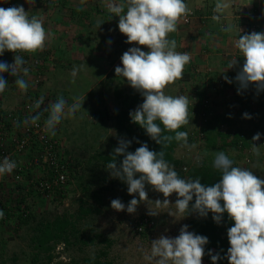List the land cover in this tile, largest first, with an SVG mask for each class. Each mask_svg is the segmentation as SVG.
<instances>
[{"label": "rangeland", "instance_id": "1", "mask_svg": "<svg viewBox=\"0 0 264 264\" xmlns=\"http://www.w3.org/2000/svg\"><path fill=\"white\" fill-rule=\"evenodd\" d=\"M112 3L126 5V0H0V7L8 8V4L23 6L29 17L36 16L42 21L48 33L42 51L16 53L23 57L26 62L24 67L29 69L27 76L21 73L28 84L26 91L18 88L10 72L2 74L8 81L6 101H11L9 104H14L15 108L0 106V110L11 111L29 101H34L36 105L43 100L38 113L46 121L49 115L46 109L59 97L66 101L65 113L68 106L74 103L80 105L73 116L65 115L55 128L61 158L68 165L67 180L61 190L50 194L39 192L34 184L41 175L39 172L28 171L19 181L8 174L0 175V210L3 211L0 217V264L81 263L98 255L113 264H154V261L145 258L151 255L153 240L162 235L175 238L185 225L189 232H193L190 225L193 220L215 222L211 212L206 217L195 211L179 214L174 205L177 199L175 193L167 198L171 203L169 206L157 208L154 201H163L165 197L147 184L145 190L149 201L141 202L135 213L129 214L126 207L134 197L128 194L126 183L110 176L107 164L101 159L113 155L121 139L130 141L129 147L137 141L135 135L124 137L118 134L113 115L125 111L121 110L124 107L118 105L110 92L107 103L104 95L108 92L101 86L102 81L108 85L112 78L119 79L121 76L112 71L101 79L100 69H93L89 74L86 72L90 60L97 64L105 62L108 67L111 60H119L122 66L123 53L130 47L138 46L128 44L127 37L120 33L119 17L109 11ZM251 22L259 24L258 29L264 30V19L254 18ZM141 50L148 51L145 47ZM237 60L243 65V56H238ZM0 62L14 63V53L6 51L0 56ZM83 63H86L85 67ZM74 68L77 69L75 76L72 74ZM49 73L55 74L62 84L58 81L52 84ZM187 77L183 75L181 79ZM96 78L101 80L98 84ZM66 84L67 87L64 86ZM192 85L189 91H195L196 95L187 97L189 123L184 125L183 131L187 133V142L179 141L173 152L178 161L175 167L178 175L186 180L200 178L202 183L205 173L214 170L216 154L224 152L235 167L246 168L264 179V145L260 141L256 143L258 154L253 151L252 145L255 134L260 133V139L264 137V101L260 100L264 96L251 97V103L248 101L245 104L242 102L245 98L241 94L235 97L233 90L229 93L230 100L222 104L211 101L209 97L203 98L198 87L194 83ZM250 86L256 95H264V91H257L255 85ZM182 90L187 92V89ZM84 92L88 93L82 95ZM136 97L132 112L143 103L139 92ZM252 111L256 112L252 114ZM127 113L132 121L131 112ZM243 113H248L250 118ZM218 132L228 135V141L237 139V144L225 151L216 146L207 147L209 139L216 138ZM118 158L123 160V156ZM134 195L139 199L138 194ZM113 199L124 203L125 210H114L111 207ZM194 203L195 197L189 203L190 209ZM57 217L69 221L64 234L69 244H64L63 240L57 245L49 241L47 245L51 249L45 250L40 244L43 242L42 233L47 223ZM20 218H26V224H22ZM138 227L142 230L138 231ZM103 239L110 241L108 247ZM102 252L106 253L105 257L100 254ZM202 264L205 262L202 261Z\"/></svg>", "mask_w": 264, "mask_h": 264}, {"label": "clouds", "instance_id": "2", "mask_svg": "<svg viewBox=\"0 0 264 264\" xmlns=\"http://www.w3.org/2000/svg\"><path fill=\"white\" fill-rule=\"evenodd\" d=\"M227 7L226 3L218 0L217 11ZM109 11L119 17L118 28L127 37L126 42L138 45L125 51L121 56L122 66L115 68L116 76H122L143 97V103L130 113L132 122L145 129L157 144H160L162 132L160 124L163 130L175 132L174 137H165L166 140L186 143L187 133L178 129L189 123L188 98L166 95L164 89L183 77L184 67L191 59L187 52L176 51V42L168 39V35L177 30L180 19L188 14L187 5L184 0H126V5L110 4ZM47 39L48 33L42 21L36 16L29 17L23 6L0 7V56L6 51L14 53V63L0 62V93L8 85L2 75L5 72L15 77L14 83L20 90H27L28 84L23 76L28 75L29 69L24 67L26 62L23 57L16 53L42 51ZM142 47L148 51H142ZM235 47L243 56V65L235 76L240 89L255 85L257 91H264V33L240 35ZM236 64L237 59L230 62L229 69ZM76 72L74 68L73 76ZM224 78L228 83L232 82L227 76ZM42 103L43 100L38 101L35 107L39 108ZM79 107L74 103L68 106L65 113L66 101L59 97L46 109L49 115L45 128L55 134L56 126L65 115L73 116ZM244 115L250 118L247 113ZM39 119L40 113H37L31 117V123L36 124ZM259 139L260 133L252 138L253 151L257 154L255 141ZM130 143L121 139L106 165L110 176L126 183L128 194L134 197L127 207L119 199H113L111 207L114 210L124 211L126 207L129 214L135 213L141 202L149 201L146 184L165 197L163 201H154L157 208L169 206L171 203L167 198L175 193L177 199L174 205L179 214L195 211L206 217L211 212L213 220L219 224L223 214L227 213L234 222L227 230L229 264H264V179L246 168L233 166V161L224 152H219L213 167L221 173V179L212 186H206L200 178H181L164 159L162 150L158 153L151 151L145 143L134 153L128 152ZM118 156H123L119 165L116 161ZM16 166L15 161L5 157L0 161V175L12 173ZM134 194H138L139 199ZM193 197L195 203L190 209ZM2 216L3 211L0 210ZM187 227L183 226L175 238L162 235L153 240L151 255L145 258L154 261V264H202L208 239L189 232ZM211 259L216 264L220 257L212 255Z\"/></svg>", "mask_w": 264, "mask_h": 264}, {"label": "crops", "instance_id": "3", "mask_svg": "<svg viewBox=\"0 0 264 264\" xmlns=\"http://www.w3.org/2000/svg\"><path fill=\"white\" fill-rule=\"evenodd\" d=\"M184 2L189 10L194 11L195 15L188 24H184L180 19L177 30L170 33L168 39H172L176 42V51L187 52L190 55V62L185 65L183 70L184 77H188L170 83L164 89L165 94L174 97H194L196 95L195 91H192V93L189 91V86H193L192 84L194 83L198 87V90L202 92L201 96L203 98L209 97L211 101H217L218 103L222 102V104L230 100L229 93L233 90H235V92H233L235 97L241 94V97L243 96L245 98L243 100L241 98L242 102L245 104H247L248 101L251 103L249 100L251 97L256 96L258 98L264 96L260 93L258 95L253 93L254 88L251 86L248 87L250 89L247 91L240 89V85L238 86V82L235 80L237 72L242 67L238 60L237 64L229 69L230 62L236 60L238 56H242L235 47V42L239 39L240 35H242V23H252L251 21L254 18L264 19V0H222L223 3L228 5L223 11L216 10L218 0H184ZM213 17H219V19H213ZM257 32L264 33V30L261 31L258 29ZM51 43L49 45H52ZM55 50L54 48L53 52ZM66 58L67 57L64 59ZM118 61L119 60H114V62H112L111 60V62L107 64L110 66L108 67L105 62L97 64L93 60H90L89 63H87V70H85L87 74H89L93 69L94 71L100 69L102 79L107 74L115 71L117 66H121ZM71 63L74 64L76 61H71ZM83 64L85 67L86 63ZM103 71L104 74H102ZM48 76L51 78H49V81H51L52 84L55 81L62 84L55 74L49 73ZM225 76L232 82L228 83L224 78ZM96 79L99 80V78ZM100 81L101 80H99L97 84ZM65 83L67 82L63 84ZM50 84L49 82L48 85ZM64 86L67 87V84ZM101 86L103 90L108 92H105L107 94L106 96L104 95L107 103L108 94L111 93L110 95L115 99L118 105L124 107L121 110H125L126 112L133 111L136 105L135 102H137L136 94L138 91L134 90L122 76L119 79L116 77L112 78L108 82V85H104L102 81ZM182 88L187 89V92L182 90ZM86 93L84 92L82 95ZM124 93H126V96ZM7 96L6 89L3 93H0V106L2 108L6 107V109L15 108L13 106L14 104H9L11 101H6ZM262 99L264 98H260L261 101H264ZM252 112V114H254L256 111ZM252 114L250 113L249 115ZM56 133H58L56 129L55 134L51 133L54 139L58 138Z\"/></svg>", "mask_w": 264, "mask_h": 264}, {"label": "built area", "instance_id": "4", "mask_svg": "<svg viewBox=\"0 0 264 264\" xmlns=\"http://www.w3.org/2000/svg\"><path fill=\"white\" fill-rule=\"evenodd\" d=\"M7 7H11V4ZM193 17L194 11L189 10L181 19L188 24ZM258 27L257 23L243 22L241 34L256 32ZM38 112L34 101L11 111L0 110V161L7 157L16 162V168L8 174L15 181L21 180L28 171L39 172L41 175L35 179V187L43 194H50L65 185L68 165L61 158L58 140L45 128V121L40 118L36 124L31 123V117ZM259 141L264 145V137L255 144ZM246 161L250 160L247 158ZM137 230L141 231L142 228L138 227Z\"/></svg>", "mask_w": 264, "mask_h": 264}, {"label": "trees", "instance_id": "5", "mask_svg": "<svg viewBox=\"0 0 264 264\" xmlns=\"http://www.w3.org/2000/svg\"><path fill=\"white\" fill-rule=\"evenodd\" d=\"M17 1H14V3ZM115 119L116 130L120 136L129 137L135 135L137 137V141L129 147V152H135V150L140 147L142 144H147L149 150L154 152H160L161 150L164 152V159L167 163L174 167L177 166L178 161L174 158L173 152L176 145L179 141L172 139L171 141L166 140L165 137L175 136V132H170L167 130H163V125L160 124L159 121H156L157 124H160L162 129L160 135V144H157L154 140H152L145 129L140 127L138 124L133 123L128 119V113L126 111H120L113 115ZM131 124H127V123ZM178 131H184V126H182ZM237 138V137H236ZM216 139H218V144H216ZM237 140V139H236ZM236 140L228 141V135L218 132L216 133V138L214 137L212 141L207 142V147L216 146L219 150L225 151L228 147H232V145L237 144ZM104 164H108L112 159L111 156H104L101 158ZM117 164L122 162L121 159L116 157ZM234 166V165H233ZM176 171V170H175ZM221 179V173L214 168L211 172H206L204 177L202 178V184L206 186L214 185L218 183ZM222 203V202H221ZM22 224H26V218H20ZM233 221L228 217L227 213H224L221 219V223L217 224L215 222L207 221V220H193L190 222V225L193 227V232L196 235H201L207 237L208 243L204 246L205 254L202 258V261L205 264H213L211 259L212 255H219L220 259L216 261V264H227L229 261L227 259V250L230 247L227 230L233 226ZM69 225V221L66 218H55L53 221L47 223L45 230L43 231L42 240L40 244L43 245V249L50 250L51 246L47 245L49 241H54V244H58L61 240L64 244H69L67 237H65L66 228ZM224 225V227H223ZM102 242L106 243L108 247L110 245V241L108 239H103ZM211 253V254H210ZM104 257L106 256L105 252L100 253ZM68 264H113L112 262L105 259H101V257L96 256L94 258H86L81 263H74L69 261Z\"/></svg>", "mask_w": 264, "mask_h": 264}]
</instances>
